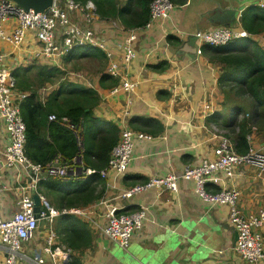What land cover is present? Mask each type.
<instances>
[{
  "label": "crops",
  "instance_id": "1",
  "mask_svg": "<svg viewBox=\"0 0 264 264\" xmlns=\"http://www.w3.org/2000/svg\"><path fill=\"white\" fill-rule=\"evenodd\" d=\"M227 1L187 0L181 5L174 3L168 18L154 22L148 29L136 31L134 46L137 56L127 68L133 80L137 82L131 94L129 119L134 120L135 125L144 118L158 120L163 125V131L152 134L138 129L149 134L151 138L135 144L133 159L125 175L119 176L114 172H107L99 184L102 186L99 197L111 198L126 186L144 182L149 175L179 173L185 164L194 165L203 158L213 159L214 148L219 137L228 136L229 130L232 135L228 137L235 145L233 133L238 131L237 126H234V129L227 128L220 123L217 114L223 108L224 100V95L217 83L221 73L220 66L207 59L204 54L198 55L191 61L181 50L183 39L185 40L198 30H211L217 26L214 23L218 11L217 4L225 6ZM230 1L233 7H237L251 0ZM239 17L229 25H239ZM98 27L104 28L100 24ZM261 34L253 38L264 49V46L258 42ZM103 36L111 41L112 47H114V41L121 40V36L111 35L108 32L103 33ZM169 36H175L177 41L169 40ZM11 49V44L0 40V51L6 53L4 64L12 71L20 65L26 66L27 64L20 63L15 53H10ZM84 59L100 62L101 66L94 67V70L83 67L80 61ZM160 62H167V66L161 69L152 68V65ZM105 64L103 56L101 58L86 56L75 63L68 61L66 67L71 70H81L90 76L98 97L97 103L92 108L93 115L115 122L114 117L121 113L123 97L109 94L110 79L100 80L104 74ZM175 85H177L178 94L173 96L170 89ZM46 94L47 91L42 94V97ZM206 102L211 105L210 112L214 114L210 118L204 109ZM244 106L247 112L251 111V114L247 115L251 119V127L246 135L248 148H261L264 146V106L256 105L252 99L245 100ZM4 139L3 126L0 124V162L4 158ZM31 180L32 175L20 166L12 165L4 169L2 185L5 189L0 200L1 218H8L18 210L23 188ZM45 181L38 182L30 188V194L32 197L35 193L44 195L54 206L60 204L57 200L53 202ZM227 186L235 187L239 191L237 203L244 214L264 209V173L257 175L255 167L238 166L234 176L228 180ZM111 203L115 204L121 212H134L143 206L147 207V217L143 226L131 236L129 246L124 249L99 235L96 227L89 220L78 217L89 230L90 243L89 246L78 251L71 249L70 261L66 262L67 264L71 263L73 256H78L81 264H132L129 262L132 254L125 255L123 250L128 253L133 252L140 257L151 253L152 259L149 263L153 262V264H248L233 249L237 237L228 218V207L210 205L200 199L189 180L180 179L176 193L162 192L161 195H157L155 189H149L131 198L121 197L111 200ZM104 211V207H97L92 216L99 224L105 221ZM56 221L55 218L51 223L47 221L39 223L35 236L21 245V254H24L26 258L41 254L50 232L55 235L52 247H65L60 243L54 230ZM165 231H168L170 235L184 236V240L186 237L190 238L194 246L188 247L187 241L173 244V246L168 245L169 239L165 240ZM260 232L264 245V225L260 227ZM172 239L170 238L171 242ZM4 256L5 246L0 243V264L3 263ZM42 256L45 259L44 264H60L53 262L45 253Z\"/></svg>",
  "mask_w": 264,
  "mask_h": 264
},
{
  "label": "built area",
  "instance_id": "2",
  "mask_svg": "<svg viewBox=\"0 0 264 264\" xmlns=\"http://www.w3.org/2000/svg\"><path fill=\"white\" fill-rule=\"evenodd\" d=\"M173 7L171 0H152L148 20L140 27L127 29L115 20L100 18L92 0H53L49 7L38 12L32 9L24 10L13 0H0V40L11 44L10 53H15L21 64L56 66L65 71L66 80L93 88L90 76L81 70H71L66 66L67 57L72 50L96 49L102 52L106 62L104 74L117 80L108 91L109 94L123 97L121 113L114 117L119 137L104 168L96 170L83 167L81 160L78 162V157L73 160V164L62 162L59 157L53 158L45 165L32 162L24 151L26 126L20 112V103L28 93L16 88L12 70L4 64L6 53L0 51V124L5 134L4 158L0 162V200L5 189L2 185L4 169L12 165L20 166L32 175L31 182L23 188L18 210L8 218L0 217V243L5 246L2 264H44L43 253L49 255L55 263L67 264L72 251L63 246L53 248V232L47 236L41 254L26 258L20 251L21 245L35 236L40 221L51 223L63 214L89 220L99 235L126 249L131 236L143 226L147 207L143 206L134 212H121L111 200L131 198L149 189H155L157 195L162 192L176 193L180 179L191 181L195 194L210 205H226L229 209V221L237 233L233 249L248 264L264 263L263 237L260 232V227L264 225V209L244 214L237 203L239 191L235 187L227 186L238 166L255 167L259 176L264 173V146L249 147L245 152H239L226 135L219 137L213 159L203 158L197 164H185L179 173L149 175L144 182L126 186L111 198L101 196L85 207L57 209L49 204L44 195H39L41 206L35 216L34 200L29 189L38 182L50 177L65 179L93 173L100 174L102 178L107 172L125 175L133 159L135 144L151 138L149 134L130 126L131 94L137 82L133 80L127 68L137 56L134 46L136 31L148 29L154 22L168 18ZM98 24L104 28H99ZM107 32L121 36V40L114 41V47L110 45L111 41L103 36V33ZM195 35L198 37L197 55H202L201 47L204 44L220 46L234 38L249 36L240 25L223 24L211 30H198ZM258 42L264 46V32ZM52 87L54 85H48L42 90L48 91ZM170 91L173 96L177 95V85ZM204 109L211 115V105L208 102L204 104ZM48 119L57 120V117L50 114ZM59 121L73 131L81 145L79 127L71 123L66 116L61 117ZM78 166L81 167L80 171ZM209 185L217 186L218 190H208ZM97 207H104L105 210V221L102 224L92 217Z\"/></svg>",
  "mask_w": 264,
  "mask_h": 264
},
{
  "label": "trees",
  "instance_id": "3",
  "mask_svg": "<svg viewBox=\"0 0 264 264\" xmlns=\"http://www.w3.org/2000/svg\"><path fill=\"white\" fill-rule=\"evenodd\" d=\"M92 1L100 18L115 20L124 28L132 29L142 26L148 20L152 0ZM171 1L181 5L187 0ZM239 25L249 36L234 38L220 46L204 44L201 49L207 59L220 66L221 73L217 83L224 95L222 107L232 106L225 126L229 129L237 126L238 131L233 133L236 137L234 148L245 152L248 150L246 135L251 127V119L247 115H250L251 111H246L244 99H252L256 105L264 106V49L252 37L264 32V6L245 7L241 11ZM168 39L177 41L175 36H169ZM79 50L81 49L72 50L67 60L75 63L81 57L103 56L102 52L96 49H82L81 52ZM166 66L167 62H160L152 65V68L161 69ZM64 74L65 71L56 66L36 63L18 66L12 71L16 88L28 93L20 103L21 117L26 126L25 154L32 162L42 165L55 157H59L62 162L73 164V160L81 156L83 167L100 170L107 164L110 151L118 140L119 129L115 122L93 115L92 108L98 101L94 88L66 80ZM105 79L111 80L110 86L117 83L116 79L103 74L100 80ZM48 85L54 87L42 97V88ZM50 114H55L57 120H49ZM213 115H209V118ZM63 116L79 127L81 145L73 131L59 121ZM130 125L135 130L152 134L163 131V125L155 119L144 118L136 122V125L134 120H130ZM50 178H47L48 181L44 180L49 188L48 193L53 197V202L57 200L60 204L54 206L47 200L57 209L85 206L99 198L102 192V186L99 184L103 178L98 173L86 177L78 176L75 179ZM210 187L207 189L218 190L216 187ZM61 202H64V205ZM56 220L54 230L65 247L78 251L89 246L90 233L80 218L64 214ZM70 264H81V259L73 256Z\"/></svg>",
  "mask_w": 264,
  "mask_h": 264
},
{
  "label": "water",
  "instance_id": "4",
  "mask_svg": "<svg viewBox=\"0 0 264 264\" xmlns=\"http://www.w3.org/2000/svg\"><path fill=\"white\" fill-rule=\"evenodd\" d=\"M17 5L21 6L24 10L32 9L35 12L43 11L47 7H49L53 0H13ZM264 5V0H251L249 3L240 4L237 7H233L231 1H227V5L221 6L220 3L217 4V14L214 23L216 25H229L232 21L237 20L238 16H240L241 11L245 9L247 6L254 5ZM197 49H198V37L193 34L187 37L185 40H182L181 50L186 53V56L189 60L193 61L197 58ZM81 156H78V162H80ZM80 166H78V171H80ZM34 200V212L35 216L38 215V211L40 210V198L37 193L33 194ZM237 237V233L235 235ZM184 237V236H183ZM191 242L190 238H187L186 245L189 246ZM136 256V255H135ZM140 257V256H139ZM134 254L130 255L129 262L133 264ZM152 259L151 253H148L145 256L140 257L138 261L139 264H148L149 260Z\"/></svg>",
  "mask_w": 264,
  "mask_h": 264
},
{
  "label": "rangeland",
  "instance_id": "5",
  "mask_svg": "<svg viewBox=\"0 0 264 264\" xmlns=\"http://www.w3.org/2000/svg\"><path fill=\"white\" fill-rule=\"evenodd\" d=\"M82 50H79V52H81ZM79 63V62H78ZM80 64L83 66V67H90L92 70H94L96 66L100 65L101 66V63L100 62H97V61H92L90 59H84V60H81L80 61ZM79 67H77L76 69H78ZM70 69V68H69ZM68 70V69H67ZM89 76V75H87ZM66 77V74H64V79ZM58 83V82H57ZM45 89L42 90V94H45ZM239 100H241V98L239 97ZM246 99H244L245 101ZM243 101V100H242ZM244 103V102H243ZM247 109H249V107H247ZM247 111V110H246ZM232 112V106H225L223 107L222 109H220L217 114H218V117L220 118V123H222L223 125H225L230 117V114ZM227 135H231V130L227 131ZM43 222V221H40V223ZM187 235V234H186ZM164 237H165V240H168V245H171L173 246V244H178L179 242L183 243V242H186L187 241V237L186 239L184 240V237L183 236H178V235H173V234H169L168 231H165L164 232ZM170 238H173L172 239V242L170 240ZM117 244V243H116ZM193 242L191 241L189 246L188 247H193ZM122 250V249H121ZM129 251V250H128ZM124 254L125 255H130V254H133V252L131 253H128L127 251L123 250ZM135 258H133V264H139V260H140V257L139 256H135ZM141 261V260H140ZM149 264H153V262H150Z\"/></svg>",
  "mask_w": 264,
  "mask_h": 264
},
{
  "label": "clouds",
  "instance_id": "6",
  "mask_svg": "<svg viewBox=\"0 0 264 264\" xmlns=\"http://www.w3.org/2000/svg\"><path fill=\"white\" fill-rule=\"evenodd\" d=\"M261 5V4H260ZM262 6V5H261ZM116 124V123H115ZM90 175V174H89ZM79 176H82V175H79ZM87 176V175H86Z\"/></svg>",
  "mask_w": 264,
  "mask_h": 264
},
{
  "label": "bare ground",
  "instance_id": "7",
  "mask_svg": "<svg viewBox=\"0 0 264 264\" xmlns=\"http://www.w3.org/2000/svg\"><path fill=\"white\" fill-rule=\"evenodd\" d=\"M246 31V30H245Z\"/></svg>",
  "mask_w": 264,
  "mask_h": 264
}]
</instances>
